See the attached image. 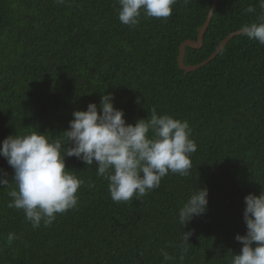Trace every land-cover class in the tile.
Masks as SVG:
<instances>
[{"label":"trees","instance_id":"trees-1","mask_svg":"<svg viewBox=\"0 0 264 264\" xmlns=\"http://www.w3.org/2000/svg\"><path fill=\"white\" fill-rule=\"evenodd\" d=\"M212 2L178 0L169 18L142 15L131 27L118 19V0H0V146L32 131L51 140L69 130L73 112L91 103L99 110L102 93L127 124L153 108L186 120L197 145L190 175L169 172L140 200L119 203L95 164L66 157L83 181L78 206L49 227L33 228L8 207L11 188L0 187V264H181L183 232L194 233L183 264H231L241 253L245 197L264 191V45L236 35L206 66L181 69L180 48L197 40ZM261 14L259 0H218L203 47L187 46L185 65L209 59ZM2 172L11 182L0 156ZM205 187L206 213L184 227L179 209ZM9 233L18 237L11 244Z\"/></svg>","mask_w":264,"mask_h":264},{"label":"clouds","instance_id":"clouds-1","mask_svg":"<svg viewBox=\"0 0 264 264\" xmlns=\"http://www.w3.org/2000/svg\"><path fill=\"white\" fill-rule=\"evenodd\" d=\"M63 2V0H59ZM185 4L189 0H183ZM119 21L131 27L138 25L142 15L166 19L172 16L178 0H118ZM262 14L257 21L241 25L239 32L249 40L264 45V0H259ZM246 13L255 12L249 6ZM125 113L116 109L114 97L103 94L101 104L88 105L86 111L73 112L69 130L51 140L37 131L7 137L0 146V156L13 169L11 182L8 173H0V187L11 188L9 208L22 210L33 228L49 227L58 214L78 206V190L83 181L66 168V157H76L86 165L95 164L97 175L108 181L114 202L140 200L150 190L160 187L169 172L190 175L191 154L197 145L191 139L189 123L169 115H157L151 110L148 119L135 125L127 124ZM15 187H12V186ZM94 186V185H93ZM209 191L198 188L179 209V223L184 227L194 218L206 213ZM244 222L246 235L235 239L243 245L239 255L232 254L231 264H264V191L259 196L245 197ZM193 232H183L181 264ZM8 243L18 239L8 234ZM255 245V246H254ZM165 261L172 260L161 249Z\"/></svg>","mask_w":264,"mask_h":264},{"label":"water","instance_id":"water-1","mask_svg":"<svg viewBox=\"0 0 264 264\" xmlns=\"http://www.w3.org/2000/svg\"><path fill=\"white\" fill-rule=\"evenodd\" d=\"M217 5H218V0H213L209 16L207 18L205 25L199 30V35H198L197 40L196 41L195 40H188V41L184 42L180 48L179 66L181 67V69L185 70L186 73L195 72L198 69L206 66L209 62L213 61L220 54V52L223 50L224 46H226L232 38H234L236 35L241 34L239 31H237V32L229 35L225 40L222 41V43L219 45V47L213 53V55H211V57L209 59H207L206 61H204L200 65H195V66L185 65L184 59H185L186 47L189 46V47L194 48V49H201L203 47L204 35H205L213 17H214V13H215Z\"/></svg>","mask_w":264,"mask_h":264}]
</instances>
